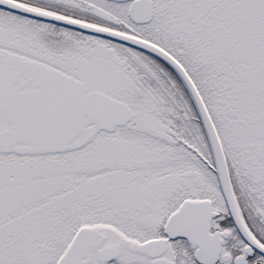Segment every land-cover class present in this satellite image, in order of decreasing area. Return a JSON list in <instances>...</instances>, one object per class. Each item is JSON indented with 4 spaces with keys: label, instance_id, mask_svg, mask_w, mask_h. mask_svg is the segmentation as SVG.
Here are the masks:
<instances>
[{
    "label": "snow or ice",
    "instance_id": "6c2138e0",
    "mask_svg": "<svg viewBox=\"0 0 264 264\" xmlns=\"http://www.w3.org/2000/svg\"><path fill=\"white\" fill-rule=\"evenodd\" d=\"M0 264H264V0H0Z\"/></svg>",
    "mask_w": 264,
    "mask_h": 264
}]
</instances>
